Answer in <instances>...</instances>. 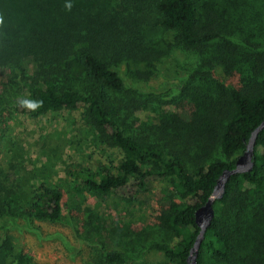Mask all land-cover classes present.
Instances as JSON below:
<instances>
[{
	"label": "trees",
	"instance_id": "1",
	"mask_svg": "<svg viewBox=\"0 0 264 264\" xmlns=\"http://www.w3.org/2000/svg\"><path fill=\"white\" fill-rule=\"evenodd\" d=\"M236 2L224 0L217 14L209 0H0V142L14 112L37 117L82 110L119 159L94 171L79 165L74 186L130 201L151 181L169 184L172 195L152 215L163 236L145 247L187 264L199 232L195 210L223 169L234 167L264 118V21L236 41L235 19H242L235 16ZM176 48L196 54V63L188 74L181 66L187 76L168 100L151 99L173 103L187 119L163 118L138 130L131 116L147 103L137 96L140 85L153 71L175 67L170 52ZM238 56H244L242 64ZM27 60L34 64L31 72ZM121 62L133 64L139 76L132 87L119 72ZM20 98L43 105L29 111L18 106ZM253 160V169L230 176L214 201L197 264H264V129L255 138ZM88 218L64 217L59 187L41 182L26 196L19 179L0 167V264H36L12 241L11 230L40 232L35 221L65 222L77 238L91 240L85 237L94 229ZM145 230L127 229L138 238ZM95 261L126 262L108 250Z\"/></svg>",
	"mask_w": 264,
	"mask_h": 264
},
{
	"label": "rangeland",
	"instance_id": "2",
	"mask_svg": "<svg viewBox=\"0 0 264 264\" xmlns=\"http://www.w3.org/2000/svg\"><path fill=\"white\" fill-rule=\"evenodd\" d=\"M209 1L217 10L214 12L220 14L224 0ZM236 1L238 9L235 16L239 12L242 19H235L240 22L238 28H235L238 36L235 40L241 42L239 37L245 36L247 30L263 24L264 0ZM170 55L175 60L171 58L175 67L153 71L152 78L142 81L140 85L141 90L137 96L147 103L141 104L138 108L140 110L137 109L131 116L138 130H144L146 124L157 123L163 118L181 115L187 119L184 111L173 103L159 104L151 99V96L159 95L162 101L168 100L176 93L174 90L180 83V77L187 76L196 63L197 56L191 51L176 48ZM243 57H237V64H242ZM33 65L31 60L24 64L28 72L32 71ZM181 66H188L186 75H183ZM118 69L126 87H132L139 77L133 64L121 62ZM82 113V110H65L31 117L29 114L14 112L0 142V167L19 179L26 196L31 188L41 182L59 187L63 193L65 218L72 214L78 215L80 219L82 216H91L88 220L92 221L94 229L85 233V237L91 240L77 238L68 223L35 221L40 232L20 226L10 231L12 241L36 264H93L99 254L107 250L120 252L126 261L124 264H177L166 258L161 251L145 247L147 241L160 240L163 236L159 229L152 226L155 224L152 215L172 195L169 184L151 181L144 191L130 201L113 194H90L74 186L79 165L94 171L99 163L110 166L119 159V151L99 141L95 130ZM84 207L90 210L84 213ZM130 227H146L147 231H144L142 237H133L127 231Z\"/></svg>",
	"mask_w": 264,
	"mask_h": 264
},
{
	"label": "water",
	"instance_id": "3",
	"mask_svg": "<svg viewBox=\"0 0 264 264\" xmlns=\"http://www.w3.org/2000/svg\"><path fill=\"white\" fill-rule=\"evenodd\" d=\"M264 129V118L256 126L250 134V137L246 143L245 150L240 154L236 160L233 168H225L217 177L215 185L211 194L208 196L205 203L197 208L194 212L195 222L199 227V232L195 238L193 246L186 258L187 264H197L198 249L202 239L204 238V233L206 229L210 226L214 218L213 203L215 200L220 199L225 191V185L229 177L238 173L249 172L254 166V142L257 134Z\"/></svg>",
	"mask_w": 264,
	"mask_h": 264
},
{
	"label": "clouds",
	"instance_id": "4",
	"mask_svg": "<svg viewBox=\"0 0 264 264\" xmlns=\"http://www.w3.org/2000/svg\"><path fill=\"white\" fill-rule=\"evenodd\" d=\"M64 7L66 10H71L72 4L66 3ZM0 23H3L2 18H0ZM17 104L23 109H27L29 111H37L40 107H42L43 101L34 98H20L17 101Z\"/></svg>",
	"mask_w": 264,
	"mask_h": 264
}]
</instances>
